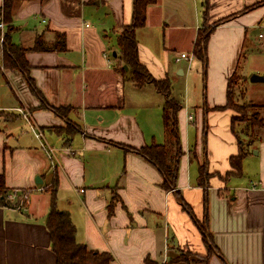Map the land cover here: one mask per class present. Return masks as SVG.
Listing matches in <instances>:
<instances>
[{"label": "crops", "instance_id": "crops-1", "mask_svg": "<svg viewBox=\"0 0 264 264\" xmlns=\"http://www.w3.org/2000/svg\"><path fill=\"white\" fill-rule=\"evenodd\" d=\"M133 3L15 0L11 40L27 49L38 93L18 69L0 70V174L10 189L51 187L46 195L32 192L26 211L0 205V264L57 263L46 225L54 188L56 206L76 226V240L110 251L115 264H264V126L246 136L251 141L237 172L230 162L240 151L232 128L237 113L225 107L229 79L255 48L253 33L264 26V0H156L147 7L146 24L136 30L140 61L155 78L169 77L176 95L185 83L180 155L164 124L166 97L152 83L137 86L117 60L105 58L113 46L119 50L117 38L132 21ZM206 25L214 28L207 43L206 101L198 104L190 84L198 58L189 63L176 57L193 52ZM181 62H188L187 69ZM248 102L260 105L264 117L263 102ZM18 106L31 112L57 149L58 168L49 176L47 155L23 128ZM116 143L167 145L170 187L156 165ZM204 162L206 185L199 182ZM197 221L209 233V246ZM183 250L191 251V261H174Z\"/></svg>", "mask_w": 264, "mask_h": 264}, {"label": "trees", "instance_id": "trees-1", "mask_svg": "<svg viewBox=\"0 0 264 264\" xmlns=\"http://www.w3.org/2000/svg\"><path fill=\"white\" fill-rule=\"evenodd\" d=\"M155 1L156 0H134L132 21L123 27L117 38L119 53H116V58H118L119 61V71L124 72L126 70L124 65H127V70L131 72L130 79L134 81L137 86H143L148 82L152 83L166 97L163 110L164 124L167 129V136L175 139V145L177 147L176 155H180V153L183 154L182 148L180 147L181 139L178 125V112L182 107L181 101L172 95L171 79L169 77L160 79L155 78L147 66L140 61L138 52L136 30L146 24L147 7ZM14 2L15 0H4L3 3V9L6 13L5 21L8 24V28L4 33V66L6 68L18 69L21 71L27 77L28 84L32 90L38 93L34 87V83L29 78L28 73L30 65L25 56L27 49L11 40V26H9V23L11 21V12ZM213 28L214 25H211L206 28L205 33L200 31L194 44L193 53L197 58L202 60L205 66L207 64L208 38ZM43 48L45 49L46 47H40V49ZM236 74L237 72H234L229 79L228 101L225 107L232 108L239 112L236 106L238 103L232 95L231 88V80ZM62 109L63 108H58L59 111ZM239 122L238 117L234 116L232 119V128L238 138L240 151L237 155L231 156L230 162L233 169L237 172L241 171L242 160L248 151L246 147L251 141L245 139L246 136L250 135L249 129H251V126L246 124V128H240L238 130L236 127ZM260 127L263 126L261 125ZM116 144H119L127 150L131 149L137 152L142 157L156 165L166 176L164 185L170 187L173 168L168 160L169 150L167 145L151 144L137 148L120 143ZM208 176L207 162H204L200 164L199 167L200 184L206 185ZM53 184L54 187H57V177L54 179ZM54 189H52L51 209L46 220V225L51 233L52 248L57 256L56 264H115L114 256L110 251L89 249L85 243H80L76 240V226L71 219L70 213L67 210H61L56 206V193ZM11 190L12 188L10 189L6 185L4 175L0 174V205L16 206V203L10 201L8 198V194ZM186 208L189 211L191 210L188 206H186ZM198 225L202 232L203 240L209 246V233L206 230L205 225L203 223L200 224L199 222Z\"/></svg>", "mask_w": 264, "mask_h": 264}, {"label": "rangeland", "instance_id": "rangeland-1", "mask_svg": "<svg viewBox=\"0 0 264 264\" xmlns=\"http://www.w3.org/2000/svg\"><path fill=\"white\" fill-rule=\"evenodd\" d=\"M2 3H4V0L2 2H0V16H2V18L5 22V27L3 29V32L5 33L6 29L8 28V24L5 21L6 13L3 9ZM206 28H208V25H206L202 29L201 32L205 33ZM1 32H2V30L0 28V33ZM258 32H262V35L258 36ZM263 42H264V26H261L259 29H257L256 34L253 33V35H252V43H253L255 48H253V50L250 48L249 49L250 51L248 50V52L246 53V55L248 57L245 58L244 61L242 58V62L240 63L237 74L231 80V88H232V93H233L232 95L238 103V104H236V106H237V110L239 111V112L236 111V113H237L236 116L238 117V121H240L237 124L236 128L238 130L240 128L244 129V128H246L245 127L246 124L250 125L251 129H249V131H250L249 136L251 138L255 136V132L258 131V128L261 125L264 126V117L262 116L260 105H258V104L254 105L253 103L248 102L249 99H252V100H259L260 102L264 103V81L252 82L250 79L252 74H255V73L264 75V47L262 48L260 46V44ZM182 45H184V43H182ZM114 48H115V46H113L111 48L110 57L112 59H115V61L116 60L118 61V58H116V56L113 55L114 50H117V48L116 49H114ZM118 51L119 50H117V52ZM257 53H263V56L260 57V55H258ZM0 60L4 64V53H3V56H1V54H0ZM197 60L199 62H196V59H195L194 65H193L192 70H191L190 84H191V89L193 90V96H196V101L197 100L200 101V103H198V104H201L204 101H206L205 100V97H206V93H205L206 92L205 91L206 90V76H205L206 72H205V69H206V67H205V64H202L201 59L198 58ZM118 63H119V61H118ZM179 64L182 67L187 69L188 62L187 63L181 62ZM124 67H125V65H124ZM4 68L6 69L5 66H4ZM0 70L2 71L1 66H0ZM124 72L127 74V76H129V74H131V72L127 69ZM195 83H196V87H194ZM174 86L175 85L172 84V95L174 97H176L179 101L182 102L183 94H184L183 89L185 87V83L181 82L180 84H178L179 95L174 94V92H173ZM196 106H197V103H196ZM63 111H64V109L60 110V112H63ZM138 114L141 115L140 113H138ZM69 126L75 128L73 123L69 124ZM24 127H27V125H23V128ZM27 129H28V127H27ZM245 139L247 140V137H245ZM169 142H170V144H173V145L176 144L175 139L173 137H171V138L169 137ZM173 149H174V146H173ZM168 154H170V152H168ZM50 169L48 170V173H47L48 176L50 175V172H52V170H53V169H51V170ZM51 191L53 193V190H51ZM38 193H40V192H38ZM46 193L47 192H45V191L43 192L44 195H46ZM191 255H192V253L190 250H183L177 256L178 258L174 259V261L190 262L191 261Z\"/></svg>", "mask_w": 264, "mask_h": 264}, {"label": "built area", "instance_id": "built-area-1", "mask_svg": "<svg viewBox=\"0 0 264 264\" xmlns=\"http://www.w3.org/2000/svg\"><path fill=\"white\" fill-rule=\"evenodd\" d=\"M4 27H5V22L2 16H0V28L2 30V32L0 33V54L1 56H3V53H4V37H5L4 32H3ZM261 35L262 34H260V36ZM194 57L196 56L194 55L193 52L191 53L182 52L176 57V60L179 61L181 59H186L189 61V63H191ZM105 58L107 62H111L110 56L108 54H105ZM0 66L2 70H5L4 64L1 60H0ZM16 110L22 114L23 118L25 119L27 123L28 129L32 132L34 137L38 140L41 149L46 153L47 158L49 160L50 168L53 170H57L58 164H59L57 156H56L57 149L47 142L45 135H44V131L36 124V121L33 118L31 112L26 107L18 106L16 107ZM50 187H51V184L48 183L46 185H37L33 188H23V189L15 188L10 191V193L8 194V198L10 201H13L14 203H16V206H15L16 209L26 211L28 204H29L31 193L34 191H44Z\"/></svg>", "mask_w": 264, "mask_h": 264}, {"label": "water", "instance_id": "water-1", "mask_svg": "<svg viewBox=\"0 0 264 264\" xmlns=\"http://www.w3.org/2000/svg\"><path fill=\"white\" fill-rule=\"evenodd\" d=\"M114 55H116V52H114ZM125 68L126 69L128 68L127 65H125ZM250 79H251L252 82L264 81V75L255 73V74H252ZM36 182L40 183V182H42V179L40 177H37Z\"/></svg>", "mask_w": 264, "mask_h": 264}]
</instances>
